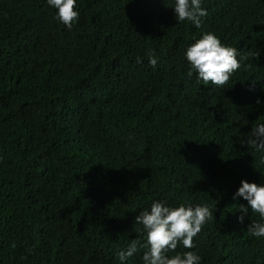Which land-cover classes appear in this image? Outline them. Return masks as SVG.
<instances>
[{
	"label": "trees",
	"instance_id": "obj_1",
	"mask_svg": "<svg viewBox=\"0 0 264 264\" xmlns=\"http://www.w3.org/2000/svg\"><path fill=\"white\" fill-rule=\"evenodd\" d=\"M174 3L77 0L69 29L47 0H0V264H143L146 249L118 253L153 201L214 211L176 252L264 264L247 231L261 218L233 200L264 184V152L243 143L264 122V0H202L199 28ZM207 31L248 57L223 88L187 76Z\"/></svg>",
	"mask_w": 264,
	"mask_h": 264
},
{
	"label": "clouds",
	"instance_id": "obj_2",
	"mask_svg": "<svg viewBox=\"0 0 264 264\" xmlns=\"http://www.w3.org/2000/svg\"><path fill=\"white\" fill-rule=\"evenodd\" d=\"M47 3L56 9V18L67 28L79 18L77 0H47ZM175 19L179 22H190L199 28L202 18L208 15L202 0H175ZM251 58L258 57V50L251 52ZM149 64L156 67L158 64L154 51L148 53ZM186 60L190 64L187 76L191 78L193 72L203 85H215L223 88L232 75L241 69V60L236 47L226 45L213 32H204L191 43L185 51ZM140 62V57H137ZM258 152H264V122L257 124L249 133V138L243 141ZM242 197L248 202L250 210L261 218L252 221L247 226L251 236L264 237V184L241 180L240 186L233 194V200ZM242 213L237 219L244 222L249 208L239 205ZM213 209L207 204H197L194 207L181 203L178 206H169L162 201H153L150 210H144L135 217V222L142 226L144 239H132L127 248L118 253L121 262L127 261L139 249H146L142 255L143 264H200L201 257L194 251L176 252L178 245L185 249H192L193 239L203 226L214 219ZM12 247H15L13 243ZM169 253H175L169 255Z\"/></svg>",
	"mask_w": 264,
	"mask_h": 264
}]
</instances>
